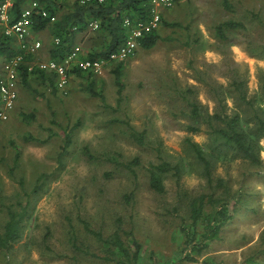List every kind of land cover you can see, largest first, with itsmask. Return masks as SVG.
Returning a JSON list of instances; mask_svg holds the SVG:
<instances>
[{
    "label": "rangeland",
    "instance_id": "1",
    "mask_svg": "<svg viewBox=\"0 0 264 264\" xmlns=\"http://www.w3.org/2000/svg\"><path fill=\"white\" fill-rule=\"evenodd\" d=\"M221 1L176 0L162 9L157 26L161 38L152 47L138 45L120 63H104L97 74L73 73L64 87L53 85L51 71L38 66L50 56V26L33 33L41 42L30 59L37 62L28 76L33 88L19 79L15 103L0 124V232L7 208L19 210L25 205L21 236L9 248H0V264H119L121 253L103 258L107 245L85 230L81 220L107 237L117 218L121 230H132L142 245L136 264H168L188 252V235L196 240L205 229L204 222L193 226L189 218V199L201 192L223 199L231 218L201 253H192L197 260L183 264H264V137L259 139L261 162L227 150L212 163L211 184L184 140L188 136L206 151L213 145L212 127L206 121L199 120L197 131L185 126L194 120L189 115L192 101L203 113L222 108L242 111L229 90L234 78L243 79L254 106L264 107V0H229L230 9ZM226 19L240 20L245 26L226 31L227 38L221 39L214 26ZM108 39L99 28L74 36L83 55L104 49ZM118 63L124 85L119 103L113 73ZM39 68L45 72L44 79ZM91 80L104 101L87 90ZM51 108L59 124L51 121ZM121 119L145 130L144 144L133 141ZM76 121L72 141L59 155L65 131ZM246 123L253 125L252 120ZM29 133L49 138L25 140ZM11 139L20 147L12 174ZM84 145L95 158L83 154ZM135 155L141 160L135 166L137 186L134 201L126 205L123 194L132 187V178L116 161ZM161 158L179 161L183 170L178 179L166 173L164 191L158 193L149 187L146 167ZM40 172L48 175L35 192L32 187ZM19 177L24 179L26 194L18 185ZM210 210L207 205L204 213ZM70 224L75 242L70 239ZM123 231L122 239L129 244L131 237Z\"/></svg>",
    "mask_w": 264,
    "mask_h": 264
},
{
    "label": "trees",
    "instance_id": "2",
    "mask_svg": "<svg viewBox=\"0 0 264 264\" xmlns=\"http://www.w3.org/2000/svg\"><path fill=\"white\" fill-rule=\"evenodd\" d=\"M3 0H0V3ZM29 0H12L9 6V21L14 20L20 13L21 9L27 4ZM44 3V6L49 10L50 13L56 14L54 21L50 22L48 18H43L41 16H36L32 29L35 31L43 29L45 26L49 25L51 32L53 33V45L50 48V57H60L69 48L76 43L74 41V36L76 32L86 31V24L88 19H97L99 22L98 28L107 32L109 39L106 47L99 51H94L89 55H85L88 58L95 57H107L109 53L117 48V46L123 41L125 36V29L122 25V20L124 16H129L132 18H145L148 15L150 9V0H106L103 2H97L96 0L86 1L84 3L67 2L64 0H39ZM222 5L226 9L231 8V2L229 0H222ZM65 7L63 11L57 14L60 8ZM162 20V16H161ZM166 25H175L176 23L163 21ZM73 26H75L73 28ZM245 25L240 20L226 19L217 23L214 26L215 34L221 38L226 39V31L243 28ZM54 37H59V42L54 41ZM161 38L157 27L146 32L144 36L139 39V46L142 48L152 47L156 41ZM264 50V43L261 45ZM21 51L17 46L15 37L6 34L3 29H0V57L7 59L16 52ZM34 55H26V60L33 58ZM120 60L119 61L120 63ZM119 63L113 68V73L115 76V82L117 84V103L121 100V93L123 90V82L121 81V74L119 70ZM41 78H45V72L43 69H38ZM30 71L27 69L26 64H22L19 70V79L22 83L31 87L28 81ZM75 74H82L80 69L74 70ZM84 73V72H83ZM97 74V73H90ZM51 81L53 85H56V76L53 72H50ZM93 80L86 86L87 90L94 95H99L102 100H105L103 94L97 92L93 88ZM231 90L233 92L234 98L237 104L242 107V111L237 108L231 112H227L222 108L219 111H214L213 113H203L198 104L195 101L191 102V107L189 115L194 117L193 123H187L185 126L190 131L199 130L200 126L199 120L206 121L212 128V147L206 151L197 141L190 139L188 136L185 137V143L187 148L190 150L191 155L197 162L202 165V170L207 178V181L212 183V163L216 158H220L226 155L227 150L233 152L235 155L246 158L253 163L261 162L260 157V143L259 139L264 137V107L253 105V99L247 97L246 86L243 79L234 78L231 81ZM264 90V86H263ZM105 105H109L104 103ZM243 111H246L247 117ZM52 119L51 121L59 124L55 119V110L51 108L50 110ZM249 118V119H247ZM252 120L253 125L247 124L246 122ZM79 121H76L71 127H68L64 134L62 150L59 155L67 150V147L72 141V130L78 125ZM127 129L128 135L137 144L145 143V130L137 129L133 124L127 119H121ZM49 136L43 139L37 138L31 133L24 136L25 140H35L39 142H46ZM10 144L15 147L14 154V164L10 166L9 173L12 174L17 159L20 156L19 145L10 140ZM83 154L86 155L88 159L95 158V155L91 152L87 145L82 147ZM115 160V159H114ZM118 164L122 165L128 169L129 174L132 178V187L123 194V200L126 205H131L134 201L135 188L137 186V173L135 166L141 163L139 156L135 155L128 159H119L116 161ZM148 172V184L151 189L161 193L164 191V176L168 172H172L174 175L179 176V172L183 170V164L180 162H171L169 160L161 158L158 162L149 161L146 167ZM106 174H110L107 172ZM48 173L40 172L36 177V182L32 187L33 191L41 186L43 180L47 178ZM218 182L221 181L219 177ZM220 180V181H219ZM18 185L21 192L26 194L24 188V179L19 177L17 179ZM210 206L211 210L207 213L205 212V206ZM189 218L191 225H196L199 221L204 222L205 229L201 233L200 237L196 240L193 235H188L185 240V246H188V252L181 255L179 258L171 259L168 264H183L188 261L197 260L192 253L199 254L208 245V241L215 239L219 236L220 229L222 226L231 218V214L226 209V203L223 199L214 196L212 192H201L195 194L189 199ZM25 205L21 204V209H15L12 207L7 208V217L3 224V229L0 232V248H9L13 242H15L22 233L21 221L24 217ZM85 230L94 234L99 240L103 241L107 247L104 249L103 258L113 259V255L116 251L121 253V257L117 260L119 264H136L139 254L141 253L142 245L138 239L132 236V230L123 231L120 227V218L116 219V228L107 237H104L102 233L98 230L91 228L90 223L81 219ZM122 231L126 235L128 234L131 239L129 244H125L122 239ZM70 239L75 242V233L73 227L70 224ZM190 236V237H189ZM77 248H80L76 245ZM85 253L97 256L95 252H89L84 249ZM153 252H151L152 254ZM154 259L153 257H151Z\"/></svg>",
    "mask_w": 264,
    "mask_h": 264
},
{
    "label": "built area",
    "instance_id": "3",
    "mask_svg": "<svg viewBox=\"0 0 264 264\" xmlns=\"http://www.w3.org/2000/svg\"><path fill=\"white\" fill-rule=\"evenodd\" d=\"M67 2L84 3L90 0H64ZM103 2L106 0H96ZM176 0H150V9L145 18H130L124 16L122 25L125 29L123 41L117 48L109 53L107 57H95L93 59L83 55L82 47L79 42L74 43L67 52L60 57H50L47 60L38 62L40 68L53 72L56 76V86L64 87L68 85L70 76L75 69L82 72L100 73L104 63L113 60L125 59L131 55L139 45V39L153 28H156L161 21L162 9L171 6ZM12 0H3L0 4V29L6 34L15 37L17 46L21 51L16 52L0 63V124L9 116L16 97L17 85L19 81V70L22 64L27 65V69H33L34 62L26 60V55H35L41 46L39 39L30 40V31L32 29L36 16L48 18L50 22L54 21L56 14L50 13L39 0H29L21 9L19 15L9 21V6ZM99 22L97 19H88L86 29H97ZM75 26H73L74 28ZM54 41L59 42V37H54Z\"/></svg>",
    "mask_w": 264,
    "mask_h": 264
},
{
    "label": "crops",
    "instance_id": "4",
    "mask_svg": "<svg viewBox=\"0 0 264 264\" xmlns=\"http://www.w3.org/2000/svg\"><path fill=\"white\" fill-rule=\"evenodd\" d=\"M0 4H1V3H0ZM33 33H35V30L31 29V31H30V37H29L30 40L34 39V37H35ZM48 58H50V56H49ZM48 58H47V59H48ZM47 59H45V60H47ZM3 60H4V59H3ZM3 60H2V61H3ZM2 61H1V62H2ZM17 88H18V85H17ZM236 247H238V246H236Z\"/></svg>",
    "mask_w": 264,
    "mask_h": 264
}]
</instances>
